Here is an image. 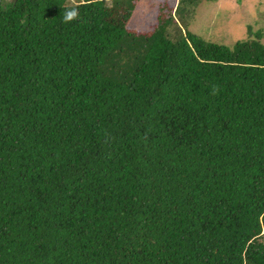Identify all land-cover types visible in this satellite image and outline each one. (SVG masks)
<instances>
[{"label":"trees","instance_id":"trees-1","mask_svg":"<svg viewBox=\"0 0 264 264\" xmlns=\"http://www.w3.org/2000/svg\"><path fill=\"white\" fill-rule=\"evenodd\" d=\"M203 1L0 0V264H264V32Z\"/></svg>","mask_w":264,"mask_h":264},{"label":"rangeland","instance_id":"rangeland-1","mask_svg":"<svg viewBox=\"0 0 264 264\" xmlns=\"http://www.w3.org/2000/svg\"><path fill=\"white\" fill-rule=\"evenodd\" d=\"M178 1L140 0L129 27L148 32L157 23L160 8L166 4L173 9ZM69 2L72 3V0ZM249 25L264 32V0L203 1L190 30L209 42L233 46L247 38Z\"/></svg>","mask_w":264,"mask_h":264},{"label":"clouds","instance_id":"clouds-1","mask_svg":"<svg viewBox=\"0 0 264 264\" xmlns=\"http://www.w3.org/2000/svg\"><path fill=\"white\" fill-rule=\"evenodd\" d=\"M72 2L73 4H75V0H72ZM62 15H63V22L69 23L78 18L79 15L78 8L73 7L71 9L65 10L62 12Z\"/></svg>","mask_w":264,"mask_h":264}]
</instances>
